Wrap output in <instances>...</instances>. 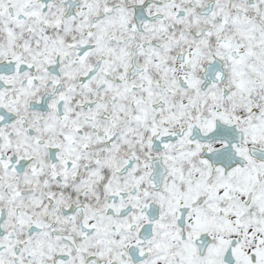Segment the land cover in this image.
Segmentation results:
<instances>
[{"label": "snow or ice", "instance_id": "6c2138e0", "mask_svg": "<svg viewBox=\"0 0 264 264\" xmlns=\"http://www.w3.org/2000/svg\"><path fill=\"white\" fill-rule=\"evenodd\" d=\"M0 264H264V0H0Z\"/></svg>", "mask_w": 264, "mask_h": 264}]
</instances>
